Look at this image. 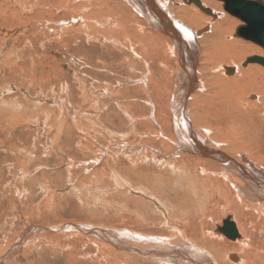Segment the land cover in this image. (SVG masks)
Masks as SVG:
<instances>
[{
  "label": "rangeland",
  "instance_id": "obj_1",
  "mask_svg": "<svg viewBox=\"0 0 264 264\" xmlns=\"http://www.w3.org/2000/svg\"><path fill=\"white\" fill-rule=\"evenodd\" d=\"M64 1L40 6L43 0H0V254L15 247L3 264H169L150 253L125 252L135 246L129 236L113 243L68 229V223L145 230L176 240L184 239L178 228L194 235L204 227L206 233L199 236L213 239L206 241L228 242L215 227L233 213V203L245 199L230 206L227 200L216 203L218 197L209 190L196 194L180 180L175 181L178 187L157 186L165 197L161 201L142 177L166 173L177 178L180 160L196 157L174 143L179 132L170 106L180 72L171 44L156 39L161 47L152 45L146 55L153 69L149 77L148 65L133 56L130 44L120 50L113 39L79 30L80 17L92 6ZM108 2L104 11L120 0ZM115 12L110 11V25ZM114 38L120 42V33ZM213 72L209 76L222 73ZM215 80L212 92L218 88ZM215 97L218 105L217 92ZM242 119L249 124L250 118ZM254 121L264 140L263 112L261 117L254 111ZM252 148L264 155L260 145ZM236 194L234 189L232 197ZM222 257L216 254L215 259L221 262Z\"/></svg>",
  "mask_w": 264,
  "mask_h": 264
},
{
  "label": "bare ground",
  "instance_id": "obj_2",
  "mask_svg": "<svg viewBox=\"0 0 264 264\" xmlns=\"http://www.w3.org/2000/svg\"><path fill=\"white\" fill-rule=\"evenodd\" d=\"M49 1L51 0H43L37 5L51 4ZM83 1H79L82 8L92 6L93 10L80 17L84 22L81 24L83 26L79 25V30L84 27L83 33L89 30L103 39H113L120 43V50L124 43L130 44L133 56L144 60L148 65L149 77H152L153 69L146 55L150 54L152 45L161 47L157 40L169 42L170 51L179 60L180 77L177 75L179 87L176 86L175 97L170 106L171 122L180 134L174 143L179 150L187 151L196 157L189 156L188 160L183 157L180 160L182 162L178 163L179 167L175 168L178 169L177 173L181 171L182 174L177 178L166 173L153 175L155 179L148 175L142 176L145 178V184L153 185H148L150 192L162 201L165 197L159 193L160 187L174 185L178 187L175 181L182 180L196 194L201 190L203 192L209 190V195L218 197L216 203L219 200H227L230 206L233 200H245L233 203V213L225 219L227 223L225 224L223 220V223L218 225L232 237L226 236L215 227L217 232L227 237L228 242L224 243L206 241L205 237L213 240L208 235L199 236L206 233L202 229L204 227L200 228L201 230L195 229L194 235L189 233L191 231L184 232L185 229L174 227L183 234V240L181 238L176 240V236L173 238L164 234L156 237L153 236L154 232L132 231L127 228L106 229L102 226H81L74 223H68L67 228L77 229L82 233H93L113 243L116 241L120 243V238H123L121 235L129 236L135 246L128 245L125 252L150 253L157 256L159 261L163 259L169 264H257V262L264 264V155L261 156L256 150H252V147L255 148L257 145L264 148V140L259 139L260 129L254 121V111L261 117L262 112L264 114V62L253 60L255 57L264 58V44L260 42L261 37L264 38V0H120L111 3L106 8L107 11H104L103 4L109 3V0ZM65 4L62 7H66ZM112 10L119 13L115 12L116 18L112 22L114 24L110 25L108 20L113 17L114 13L110 14ZM101 17L102 20L99 19ZM118 32L120 42L114 38ZM134 42L140 47L138 51L136 50L138 46H135ZM216 69L222 73L209 76ZM212 76L218 84L214 92ZM143 78L147 79L145 76ZM216 92L219 94L218 105L213 104L216 102V97L214 98ZM246 117L250 118L249 124L241 122V119ZM219 118L222 120L220 123ZM212 120L213 123L210 122ZM248 128L253 129L254 133H249ZM156 152L159 153L160 149ZM234 189L237 190V194L232 197ZM187 196L189 198V194L185 195ZM183 197L181 199H184ZM185 200L187 201L186 198ZM209 201L206 200L207 203ZM223 208L225 210L227 207ZM234 212L237 215L235 220L232 219ZM143 214L141 212L140 215ZM144 221L139 220L142 223ZM153 221L154 219L152 223ZM143 225L139 226L143 228ZM167 226L173 227L169 222ZM227 227H230L231 231ZM187 233L192 237L186 238ZM257 236L260 239H256ZM138 241L147 246L142 245L144 247L138 248L136 246L139 245ZM208 242L211 246H208ZM220 244L224 248L219 250ZM208 247L213 250L209 251ZM14 248L11 247L0 254V264H3L4 259ZM216 254H223L221 262L216 261Z\"/></svg>",
  "mask_w": 264,
  "mask_h": 264
},
{
  "label": "water",
  "instance_id": "obj_3",
  "mask_svg": "<svg viewBox=\"0 0 264 264\" xmlns=\"http://www.w3.org/2000/svg\"><path fill=\"white\" fill-rule=\"evenodd\" d=\"M261 37V36H260ZM260 42L262 43V44H264V38L262 39V37H261V40H260ZM254 61H263L264 62V58H261V57H255L254 59H253ZM224 222H225V224L227 223L226 222V220H224ZM228 229H230V231H231V228L230 227H227ZM217 230L218 231H222L226 236H228V237H232L231 236V234L229 233V232H227L223 227H217Z\"/></svg>",
  "mask_w": 264,
  "mask_h": 264
}]
</instances>
